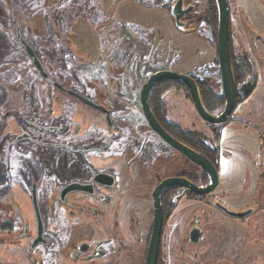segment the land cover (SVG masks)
<instances>
[{
  "label": "flooded vegetation",
  "instance_id": "obj_1",
  "mask_svg": "<svg viewBox=\"0 0 264 264\" xmlns=\"http://www.w3.org/2000/svg\"><path fill=\"white\" fill-rule=\"evenodd\" d=\"M70 1L62 0L61 4ZM165 1L167 6H170L169 12L180 33L188 36L193 27L187 25L195 22L199 26L205 25L211 32L216 47L215 59L209 64L190 69L187 73H176L190 76L197 83L199 93L201 87L207 88L213 96L222 99L220 106H214L213 110L207 105L204 106L210 114L215 115L222 108L224 110L227 103L219 54V3L217 0H205V8L202 9V0ZM240 1L227 0L230 64L237 93V105L234 111L239 104L261 90V82L264 87V0H260L259 7L254 5L251 10L246 6L240 7ZM179 2L181 8L178 12H184V15L178 24L174 10ZM88 9H91L92 17L93 15L100 17L101 21H104V17H108L99 4L96 9L89 6ZM80 13H82L81 17L85 16L84 11ZM54 32L59 33L58 30ZM113 35L108 37V41L112 42L113 47L120 48L119 53L125 56V60L115 65L116 68L118 67L117 70L115 68L111 71L112 79L118 82L112 88L104 81L98 84L100 78L97 73L100 69H97V64L85 63L81 59L72 57L70 42L67 41L63 46L58 47L59 41L55 38L56 35L51 36L52 42L56 44L52 48L53 52L61 59L58 65L62 73L52 76L44 72L42 79L46 87L50 86L59 93V95L53 94L57 97V101L69 103L71 110L66 116L61 115V110L54 116L49 114L43 122L39 119L36 122L28 119L27 124L20 129L25 140H31L44 149L47 141L43 135L55 133L57 136L56 153L49 155L50 157L54 155L53 160L58 167L53 170L57 182L55 190L51 191L55 199L52 200V197L47 195L40 206L37 199L39 184L32 179V183H29V194L33 198L34 194L36 195L39 212L38 218L33 200L36 227L32 231L26 223L24 214L17 213L10 205L8 241L13 253L10 264H152L153 256L150 254L156 230L158 207L154 194L157 188L162 182L171 178L186 180L198 188H206L210 184L206 170L175 149L153 129L141 103L142 88L153 74L160 71L175 72L171 68L179 59V51L171 49V55L165 56L164 48L154 50L158 52L157 59L160 58L165 67L162 66L151 72L149 69L146 74L150 73L151 76L144 78V82L141 83L142 77L140 80V77L134 78L127 73V62L132 55L127 49L131 50V46L123 45V41L120 40L122 37L118 41L114 40ZM49 43L51 44V41ZM174 50L178 52L177 60L173 55ZM111 51H108V55ZM105 60L106 58L101 56L99 63L104 61L105 64L104 62L102 64L106 66ZM154 63H151L153 68L160 65ZM64 64L68 66L72 64L77 70L75 69L73 73L67 72L68 69L62 68ZM118 64L121 66V71ZM101 73H104L103 78L106 77L104 78L106 81L107 72ZM208 80L216 81L220 93L216 92L207 82ZM249 84H253V87L244 96ZM172 89L182 91L188 98L190 97L189 89L182 82L168 80L157 83L148 95L152 115L164 132L181 144L206 157L213 164V157H218L219 164L215 163L214 166L218 171L219 181L211 193L204 195L180 185L167 186L160 192L158 200L161 211V233L154 264H169L168 256L173 259L174 236L181 234L178 232L179 229L184 230L190 218L193 224L187 228L189 230L186 229L187 241L193 245L201 242L203 229L200 226V217L205 218L203 209L206 205H212L215 210L232 217L223 210V208L228 209L225 204L230 193L224 189L226 180L220 176L221 150L219 146L215 147L202 132L183 130L168 120L167 105L163 97ZM261 91H264V88ZM154 93L160 97L161 107L153 103ZM64 96L68 99L61 98ZM76 103L81 106H77ZM115 103L121 105L122 110H117ZM60 108H63L62 104L59 105ZM233 113L221 124L214 125L203 120L212 128L217 140H221L222 133L231 123H244L254 127L242 117H233ZM81 122L82 126L78 124ZM33 130L35 132H32ZM193 133L198 134L199 137H192ZM154 141L159 142L161 147L156 146ZM174 152L182 158L181 168L176 173ZM117 162L120 165L121 162L124 163L125 167L117 166ZM191 165L194 168H191ZM75 184L80 188L70 189ZM213 196L216 200L212 201L210 197ZM188 204L191 210L199 213L195 212L189 217L188 206L182 210L183 206ZM194 205H199L201 211L196 207V209L192 208ZM255 206H258L256 201L238 212L252 210L250 215L244 218H232L250 217L254 214ZM178 208L182 211L176 217L178 218L176 221L175 213ZM228 211L232 210L228 209ZM17 219L20 227L15 225Z\"/></svg>",
  "mask_w": 264,
  "mask_h": 264
},
{
  "label": "rangeland",
  "instance_id": "obj_2",
  "mask_svg": "<svg viewBox=\"0 0 264 264\" xmlns=\"http://www.w3.org/2000/svg\"><path fill=\"white\" fill-rule=\"evenodd\" d=\"M61 1L0 0V264H10L13 255L8 241L10 205L17 213L24 214L32 231L36 221L29 183L34 179L39 184L37 199L40 206L47 195L52 197L51 191L56 187L54 171L58 167L53 160L54 155H49L56 153L57 136L55 133L43 135L47 141L44 149L31 140H25L20 129L28 119L43 122L49 114L54 116L61 110V115L66 116L71 110L69 103L57 101L53 94L59 93L50 86L46 87L42 79L44 72L52 76L62 73L58 65L61 59L53 52L56 44L51 36L56 35L58 47L69 41L72 57L97 64V69H100L98 84L104 81L110 88L118 84L112 79L111 71L117 63L125 60V56L119 53L120 48L113 47L108 41L112 34L114 40L122 37L123 45L131 46V50L127 49L132 54L127 62V73L134 78L140 77V80L143 78L141 83L151 76L146 74L149 69L151 72L165 65L160 58L157 59V51L161 48L165 49V56L171 55V49L179 51V59L171 68L178 73H187L190 69L209 64L216 57L211 32L205 25L199 26L195 22L187 25L193 27L188 36L180 33L165 0H71L67 4H61ZM240 2V7L246 6L250 10L254 5H261L260 0ZM98 4L108 16L104 17V21L100 17H92V11L88 9V6L96 9ZM204 5L205 0H202V9ZM235 9L238 12V8ZM81 11L85 12V16L81 17ZM55 30L59 33L55 34ZM109 50L113 52L108 55ZM173 55L177 60L176 50ZM101 56L106 58V66L102 64L104 61L99 63ZM51 62L53 64H49ZM152 62L160 65L153 68ZM62 68L72 73L76 69L72 64H64ZM102 69L108 74L106 81ZM207 82L220 93L216 81ZM260 87L261 90L264 88L262 82ZM261 90L239 104L233 113V117H242L254 127L231 123L225 128L220 141L198 115L186 93L172 89L163 97L168 120L172 124L186 131L202 132L215 147L219 146L222 153L220 176L226 180L224 189L230 193L225 201L226 207L239 212L255 201L258 203L254 214L246 219H237L215 210L207 202L211 206L206 205L203 209L205 218L200 217L203 229L201 242L193 245L187 241L186 229L193 224L190 218L185 229H179L181 234L174 236V256L173 259L168 256L169 264L172 260L173 264H264V91ZM61 98L68 99L65 96ZM61 104L63 108L59 109ZM117 104H114L116 109L122 110ZM110 107L112 109L113 105ZM78 124L82 126V122ZM154 142L161 147L159 142ZM173 157L176 173L181 168L182 158L176 152ZM120 167H125V164L121 162ZM191 168L194 166L191 165ZM210 198L216 200L214 196ZM186 206L188 216L192 217L196 211L191 210L190 204L183 206L182 210ZM195 207L201 208L199 205L192 206ZM182 210L178 208L175 218ZM15 225L20 227L19 219Z\"/></svg>",
  "mask_w": 264,
  "mask_h": 264
},
{
  "label": "water",
  "instance_id": "obj_3",
  "mask_svg": "<svg viewBox=\"0 0 264 264\" xmlns=\"http://www.w3.org/2000/svg\"><path fill=\"white\" fill-rule=\"evenodd\" d=\"M219 3L220 8V26H219V54H220V63H221V69H222V78H223V87H224V93L227 98V103L224 108V110L218 114L213 115L210 114L204 107L201 96L199 93V89L197 86V83L188 75L184 74H178L176 72L171 71H160L155 74H153L149 80L144 84L141 92V103L143 106V111L152 125L153 129L158 132L170 145H172L175 149L183 153L187 158H189L192 162L195 164L201 166L206 172L208 173L210 177V184L206 188H198L194 184L178 178H171L168 179L160 184V186L157 188L155 192V198H156V204L158 207L157 211V218H156V230L154 232V237L152 240L151 245V254L153 256L152 264L155 262V255L159 248V242H160V233H161V211L159 206V200L158 196L160 192L170 185H180L185 186L193 191H195L198 194H208L211 193L216 186L218 185V171L214 164L208 160L206 157L198 154L197 152L193 151L192 149L188 148L187 146L181 144L176 139L172 138L170 135L166 134L164 130L160 127V125L156 122L154 116L152 115V112L150 110L149 104H148V95L150 93V90L152 87L160 82L163 81H178L182 82L188 89L191 97V101L193 103L194 108L196 109L198 115L206 122L211 124H221L226 122L229 117L232 115L236 105H237V93L234 88V80L232 76L231 71V64H230V53H229V8L227 0H217ZM179 8H181V2L178 3V5L175 7L174 15L176 16L177 23L180 21L181 17L184 15V12H178ZM179 24V23H178ZM250 86L246 89V92L244 94L247 95L252 87L253 84H249ZM79 185H72L70 189L77 190L79 189ZM34 194V201H35V207L37 216L39 218V212L37 208V202L35 199ZM230 216L237 217V218H244L252 213V210H249L247 212L238 213L234 211H228V209H224ZM158 222V224H157ZM41 229V222L39 219V230Z\"/></svg>",
  "mask_w": 264,
  "mask_h": 264
},
{
  "label": "trees",
  "instance_id": "obj_4",
  "mask_svg": "<svg viewBox=\"0 0 264 264\" xmlns=\"http://www.w3.org/2000/svg\"><path fill=\"white\" fill-rule=\"evenodd\" d=\"M185 90V88H183ZM205 88H202L201 87V90H200V94H201V99H202V102L205 105H207L210 110H213L214 109V106L215 107H219L220 106V103L222 101V99L218 96H213L210 91L207 90V88L204 90ZM190 98V97H189ZM153 103H155L157 106L161 107L162 104L160 102V97L157 95V94H153ZM199 137L198 134H195L193 133L192 134V137ZM202 137V136H200ZM213 161H214V164L216 163V165L219 164V160H218V157L215 158L213 157Z\"/></svg>",
  "mask_w": 264,
  "mask_h": 264
}]
</instances>
